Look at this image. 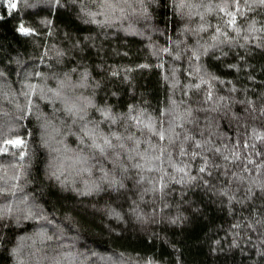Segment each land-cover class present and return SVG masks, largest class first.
I'll return each instance as SVG.
<instances>
[{"label":"clouds","instance_id":"1","mask_svg":"<svg viewBox=\"0 0 264 264\" xmlns=\"http://www.w3.org/2000/svg\"><path fill=\"white\" fill-rule=\"evenodd\" d=\"M19 5V43L0 41V264H170L108 257L95 242L135 247L144 233L159 238L150 225L194 226L184 209L202 210L189 195L201 186L229 205L264 198V93L240 100L220 74L264 52V0ZM153 68L170 86L162 106L140 90ZM225 118L247 147L229 142ZM245 151L251 168L238 163Z\"/></svg>","mask_w":264,"mask_h":264},{"label":"trees","instance_id":"2","mask_svg":"<svg viewBox=\"0 0 264 264\" xmlns=\"http://www.w3.org/2000/svg\"><path fill=\"white\" fill-rule=\"evenodd\" d=\"M10 2H15L17 7L10 9L8 6ZM20 16L19 0H3L0 3V17H3L0 19V41H6L10 36L19 43V37L14 35V29L18 26ZM25 18L31 19L26 14ZM59 19L64 17L61 16ZM240 55L243 56L244 53L241 52ZM247 60L252 67L246 68L241 73L225 69L220 74L225 81L231 80L241 89L236 93L238 99L257 100L260 94L264 93V52L254 49ZM164 75L165 72L161 69L145 70L140 84V90L154 91L156 100L161 106L166 100V95L170 93V86L164 80ZM249 75L253 79H249ZM127 92L128 90L125 89L126 94ZM245 107L246 105L237 104L234 106V111L246 118ZM220 124L234 147L239 148L246 144L244 137L239 135L244 133L245 129L241 128L238 131L236 125L227 118L222 119ZM217 143L219 144V141ZM257 147L260 148V145L258 144ZM247 157L256 159L251 151H245L238 163L242 167L251 168ZM259 160H264V156ZM217 162L231 163V154L229 161L225 162L217 158ZM221 171L223 170H216L217 177H220ZM193 174L195 175V172ZM205 178L210 179L207 176ZM189 195L195 196L197 203L202 206L198 214L192 213L190 208L185 207L184 211L190 218L196 219L194 226L189 227L191 219L185 225V229L189 230L170 228L167 225L163 227L150 225L152 232L160 234L159 238L151 233H144L135 247L120 241L110 246L103 239L96 240L95 243L101 251L107 249L103 254L108 257H111L113 250H117L124 252L125 255L143 254L148 259L155 257L161 261L167 257L170 264H177L175 257L178 248L181 264H264V255H261L264 252V244L259 243L264 240V233L259 230L261 225L257 224L258 221H264V198L257 199L260 197L259 191H256V195L243 205L235 203L229 205L226 197L217 198L212 193L205 195L203 186L195 192H190ZM185 199H188V196ZM253 226L257 230L254 231ZM129 241L131 242V237Z\"/></svg>","mask_w":264,"mask_h":264},{"label":"snow or ice","instance_id":"3","mask_svg":"<svg viewBox=\"0 0 264 264\" xmlns=\"http://www.w3.org/2000/svg\"><path fill=\"white\" fill-rule=\"evenodd\" d=\"M2 2H3V0H0V3H2ZM8 6L10 9H15L17 7V4L15 2H10ZM0 19H3V17H0ZM19 31L24 35L30 34V30L28 28H26L23 24H21L19 26ZM257 139H264V135L258 136ZM14 143L19 144L20 141H15ZM247 146L248 145H246V144L244 145V147H247ZM197 147H199V145H197ZM248 163L251 164L252 161H248ZM205 170H206L205 168L200 169L201 172H204Z\"/></svg>","mask_w":264,"mask_h":264}]
</instances>
